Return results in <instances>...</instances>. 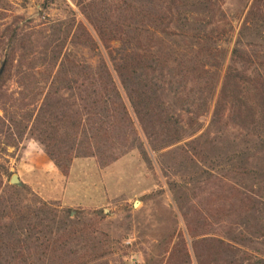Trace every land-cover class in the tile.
<instances>
[{
  "label": "trees",
  "instance_id": "obj_1",
  "mask_svg": "<svg viewBox=\"0 0 264 264\" xmlns=\"http://www.w3.org/2000/svg\"><path fill=\"white\" fill-rule=\"evenodd\" d=\"M185 1L171 0L167 10L160 0L82 4L81 13L98 40L108 48L112 41L121 43L123 54L115 68L119 82L107 61L95 66L80 61L64 50L63 43L47 50L43 64L27 68L20 62L18 74L28 91L18 92V97L2 87L28 37H19L18 26H5L0 31V56L6 55L0 79V136L16 140L28 133L67 176L78 158H95L108 167L137 150L150 163L134 116L153 152L180 143L184 139L181 118L168 113L165 97L169 91H186L189 85L200 94L201 112L210 110L215 100L212 123L223 131L251 126L258 117L264 121V0L252 1L222 77L228 51L217 31L221 26L225 31L231 22L219 0H193L198 12L190 15L182 12ZM8 11L7 0H0V21ZM217 11H221L219 18ZM164 34L187 43L185 58L175 67L155 51V40ZM96 37L84 22L74 21L64 41L97 49ZM247 37L253 41L245 42ZM160 130L164 138L159 137ZM158 139L164 144H155ZM22 190L26 188L4 185L0 176V264H88L104 257L103 243L87 220L77 222L70 210L37 197L25 203L6 195ZM249 201L252 206L238 211L239 219L246 221L239 222L236 239L264 244V197ZM187 232L200 264H219L223 254L236 250L224 239L201 237L191 226ZM178 238L165 264H188L191 254L183 232ZM230 264H264V256L244 251Z\"/></svg>",
  "mask_w": 264,
  "mask_h": 264
},
{
  "label": "rangeland",
  "instance_id": "obj_2",
  "mask_svg": "<svg viewBox=\"0 0 264 264\" xmlns=\"http://www.w3.org/2000/svg\"><path fill=\"white\" fill-rule=\"evenodd\" d=\"M89 1L7 0L8 17L0 21V31L7 25L18 26L19 37L24 35L28 40L25 50L15 54L14 66L7 74L3 90L15 93L16 97L20 95L18 92L28 91L18 74L20 62L27 68L43 64L47 50L63 43L64 50L80 61L93 66L103 59L107 61L119 82L115 68L123 54L121 43L112 41L108 48L98 40L81 13V5ZM219 1L231 22L225 31L222 26L217 31L222 36L219 40L223 39L221 46L228 51L222 77L253 0ZM160 2L167 10L171 0ZM185 2L184 14L198 12L193 0ZM220 14L217 11L216 18ZM18 18L23 19L19 22ZM74 21L88 26L98 40L97 49L69 39L64 41L65 31ZM172 31L168 29L169 33ZM159 39L162 41L155 40V51L170 61L172 67L181 63L186 54V41L165 34ZM252 41L245 38V42ZM4 58L6 55L0 56V66ZM195 88L189 85L186 91L178 94L169 91L165 97L168 113L181 118L184 139L178 144L153 152L134 116L150 163L137 150L122 155L108 167L100 166L95 158H78L64 176L42 145L28 133L16 140L0 136V176L4 185H12L10 179L17 174L23 183L18 187L26 188L11 191L7 197L25 203L37 197L70 210L77 222L87 220L93 235L102 241L104 253L103 258L88 264H130L132 261L165 264L179 232H183L191 254L188 264H200L193 250V239L187 232L189 226L201 237L224 239L236 249L223 254L219 264H230L244 251L264 256L262 240L236 239L239 222L246 221L239 219L238 211L252 206L250 197L255 196L258 201L264 197V121L258 117L251 126L223 131L212 123L215 100L210 110L201 112L200 94L191 91ZM123 94L129 105L124 91ZM28 99L33 102V97ZM183 99L187 103L183 104ZM160 136L164 138L162 130ZM185 143L184 150H175ZM155 144L163 145L164 141L158 139ZM173 233L175 236L170 241Z\"/></svg>",
  "mask_w": 264,
  "mask_h": 264
},
{
  "label": "water",
  "instance_id": "obj_3",
  "mask_svg": "<svg viewBox=\"0 0 264 264\" xmlns=\"http://www.w3.org/2000/svg\"><path fill=\"white\" fill-rule=\"evenodd\" d=\"M5 66H6V60L3 61L2 65L0 66V79L3 75V72H4V69H5ZM10 183L12 185H16V186H22L23 183L22 181L20 180L19 176L17 174H14L12 175L11 179H10ZM138 203L136 202L135 203V206L137 205Z\"/></svg>",
  "mask_w": 264,
  "mask_h": 264
},
{
  "label": "built area",
  "instance_id": "obj_4",
  "mask_svg": "<svg viewBox=\"0 0 264 264\" xmlns=\"http://www.w3.org/2000/svg\"><path fill=\"white\" fill-rule=\"evenodd\" d=\"M130 264H138L136 261H132Z\"/></svg>",
  "mask_w": 264,
  "mask_h": 264
}]
</instances>
